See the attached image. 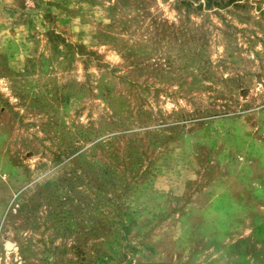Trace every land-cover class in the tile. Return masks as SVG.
<instances>
[{
	"label": "rangeland",
	"instance_id": "rangeland-1",
	"mask_svg": "<svg viewBox=\"0 0 264 264\" xmlns=\"http://www.w3.org/2000/svg\"><path fill=\"white\" fill-rule=\"evenodd\" d=\"M0 264H264V0H0Z\"/></svg>",
	"mask_w": 264,
	"mask_h": 264
},
{
	"label": "crops",
	"instance_id": "crops-1",
	"mask_svg": "<svg viewBox=\"0 0 264 264\" xmlns=\"http://www.w3.org/2000/svg\"><path fill=\"white\" fill-rule=\"evenodd\" d=\"M30 55H32V54H29V55H24V57H26V56H30Z\"/></svg>",
	"mask_w": 264,
	"mask_h": 264
},
{
	"label": "built area",
	"instance_id": "built-area-1",
	"mask_svg": "<svg viewBox=\"0 0 264 264\" xmlns=\"http://www.w3.org/2000/svg\"><path fill=\"white\" fill-rule=\"evenodd\" d=\"M12 211L14 212V211H15V209H14V208H12Z\"/></svg>",
	"mask_w": 264,
	"mask_h": 264
},
{
	"label": "bare ground",
	"instance_id": "bare-ground-1",
	"mask_svg": "<svg viewBox=\"0 0 264 264\" xmlns=\"http://www.w3.org/2000/svg\"><path fill=\"white\" fill-rule=\"evenodd\" d=\"M7 247V246H6ZM7 248H9V245H8V247Z\"/></svg>",
	"mask_w": 264,
	"mask_h": 264
},
{
	"label": "water",
	"instance_id": "water-1",
	"mask_svg": "<svg viewBox=\"0 0 264 264\" xmlns=\"http://www.w3.org/2000/svg\"><path fill=\"white\" fill-rule=\"evenodd\" d=\"M8 245H10V244H8Z\"/></svg>",
	"mask_w": 264,
	"mask_h": 264
}]
</instances>
